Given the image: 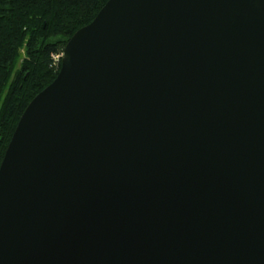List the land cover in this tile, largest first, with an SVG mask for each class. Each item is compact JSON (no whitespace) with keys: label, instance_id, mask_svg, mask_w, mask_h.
<instances>
[{"label":"water","instance_id":"1","mask_svg":"<svg viewBox=\"0 0 264 264\" xmlns=\"http://www.w3.org/2000/svg\"><path fill=\"white\" fill-rule=\"evenodd\" d=\"M0 264H264V0H108L0 163Z\"/></svg>","mask_w":264,"mask_h":264},{"label":"trees","instance_id":"2","mask_svg":"<svg viewBox=\"0 0 264 264\" xmlns=\"http://www.w3.org/2000/svg\"><path fill=\"white\" fill-rule=\"evenodd\" d=\"M107 1L0 0V163L25 107L59 71L52 56Z\"/></svg>","mask_w":264,"mask_h":264},{"label":"rangeland","instance_id":"3","mask_svg":"<svg viewBox=\"0 0 264 264\" xmlns=\"http://www.w3.org/2000/svg\"><path fill=\"white\" fill-rule=\"evenodd\" d=\"M63 50V49H62ZM23 52V51H22ZM61 54H62V51L61 52H59L58 54H54L53 56H52V65L54 66V67H57V64H58V62H60V65H61ZM59 69H60V66H59ZM58 74V73H57Z\"/></svg>","mask_w":264,"mask_h":264}]
</instances>
